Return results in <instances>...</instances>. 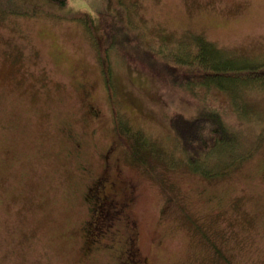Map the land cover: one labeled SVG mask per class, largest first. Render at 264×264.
<instances>
[{"label":"rangeland","instance_id":"374dc122","mask_svg":"<svg viewBox=\"0 0 264 264\" xmlns=\"http://www.w3.org/2000/svg\"><path fill=\"white\" fill-rule=\"evenodd\" d=\"M199 55L220 75L202 83L194 61L192 76L181 60ZM203 109L238 152L190 165L168 116ZM107 162L138 264H264V0H0V264H118L128 228L83 236Z\"/></svg>","mask_w":264,"mask_h":264},{"label":"trees","instance_id":"16d2710c","mask_svg":"<svg viewBox=\"0 0 264 264\" xmlns=\"http://www.w3.org/2000/svg\"><path fill=\"white\" fill-rule=\"evenodd\" d=\"M47 1L60 8H66L70 0H47ZM85 20L88 21L89 19L87 18ZM86 24L90 26L88 22H86ZM117 42L118 41L115 40V37H113L111 39V42H109V44L107 45L106 44L104 45V42L102 40H98L99 50L102 53V60L106 70H108V72L105 71L108 83L110 82V77H111L110 76L111 72L109 69V65H111L110 64L111 61L109 62L108 60V56L110 55V52L109 54L107 52L109 49L113 50V47L118 46ZM216 53L217 55L220 56V54L217 51ZM203 59L205 58L200 57L199 55L198 59L194 57L190 61H184V60L181 61L183 65L188 66L184 68L186 69L188 68L190 70L191 68L189 67V65L192 66V64H194L193 63L194 61L195 64L196 61H198V63L200 62L201 65L206 66L208 60H203ZM250 73L251 75L254 74V72H250ZM250 73H245V74L249 75ZM190 74L192 76L197 77L195 73H193V69H191ZM199 74H200L199 79L201 80L202 83L206 76L217 77L218 75H220L219 71H214V70L211 71L208 66H206L205 70H202V72ZM222 74L226 76L235 75V73H230L227 71H223ZM245 74L240 76L243 77L245 76ZM195 83H198V81H195ZM168 122L176 138L180 141L186 154L188 155V160L190 165H193L196 160L200 159V155L202 154L207 155L217 150L219 151L224 150L225 152L230 153V156L232 157L233 155H236V153L238 152V150H236V147H238L237 137L233 133V131L229 128L222 114L217 109H209V110L203 109L201 112H199L197 115L191 118L181 114H176L171 117L169 115ZM122 125L124 127H122ZM119 127L121 129L120 132L124 136L129 137L130 146H132L133 148L134 151L133 153L135 157L142 161L143 158L141 156L140 148L144 142L140 138L141 137L139 135L140 133H135L133 131L131 132L127 122L121 121ZM99 215L100 213H96L94 217L95 223H92L89 226V228H87L86 230L87 244L88 242H91L97 238L96 236L97 232H101V230H99V224H98Z\"/></svg>","mask_w":264,"mask_h":264},{"label":"flooded vegetation","instance_id":"af4514ba","mask_svg":"<svg viewBox=\"0 0 264 264\" xmlns=\"http://www.w3.org/2000/svg\"><path fill=\"white\" fill-rule=\"evenodd\" d=\"M94 117L97 118L98 116L94 114ZM111 171L116 173H114L115 176L110 175ZM120 176L121 172L118 165L115 164V166L112 168V166L107 162L103 166V171L101 172V174L97 175L93 179L92 184L87 187L85 199L92 205V215L86 222V225H84L83 236L86 245V230L92 223H95L94 217L96 213H100L98 218V224L99 230H101V232H105L106 230H108V227L113 225L117 226L116 228H118V226H124L126 229L128 228V231H130V236L125 242L126 246L124 247L123 251L119 253L118 264H138L139 262H142V260H140V257H138V254L140 253L139 249L136 247V241L138 238L136 226L134 225V221L131 219V216L128 214L127 211L130 199H126L119 203L118 201L113 200L112 196H109V192L115 193L116 190L118 192L119 188L123 191L127 190L125 183H123V185H120ZM116 231L114 230L113 232H111L109 236V240L112 242L115 241L114 236L116 235ZM94 242H97V238L93 240L92 244ZM112 246V243L106 245V247L109 249H111ZM85 247L86 246H84V248Z\"/></svg>","mask_w":264,"mask_h":264}]
</instances>
